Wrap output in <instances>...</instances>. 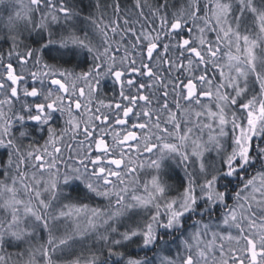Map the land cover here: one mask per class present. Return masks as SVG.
Wrapping results in <instances>:
<instances>
[{"label":"snow or ice","instance_id":"6c2138e0","mask_svg":"<svg viewBox=\"0 0 264 264\" xmlns=\"http://www.w3.org/2000/svg\"><path fill=\"white\" fill-rule=\"evenodd\" d=\"M0 44V264H264V0H0Z\"/></svg>","mask_w":264,"mask_h":264},{"label":"trees","instance_id":"16d2710c","mask_svg":"<svg viewBox=\"0 0 264 264\" xmlns=\"http://www.w3.org/2000/svg\"><path fill=\"white\" fill-rule=\"evenodd\" d=\"M0 47H3L5 49H7V45L6 44H0ZM179 175L182 176V173H180ZM196 218V217H194ZM93 244V241L91 239H85L84 241H82L79 245H78V250L80 247H83L85 249H87L88 247H91ZM98 246V245H97Z\"/></svg>","mask_w":264,"mask_h":264},{"label":"rangeland","instance_id":"374dc122","mask_svg":"<svg viewBox=\"0 0 264 264\" xmlns=\"http://www.w3.org/2000/svg\"><path fill=\"white\" fill-rule=\"evenodd\" d=\"M175 251V248H173V252Z\"/></svg>","mask_w":264,"mask_h":264}]
</instances>
